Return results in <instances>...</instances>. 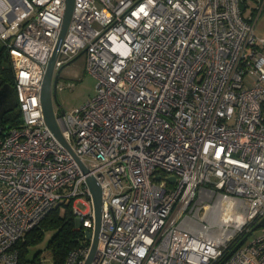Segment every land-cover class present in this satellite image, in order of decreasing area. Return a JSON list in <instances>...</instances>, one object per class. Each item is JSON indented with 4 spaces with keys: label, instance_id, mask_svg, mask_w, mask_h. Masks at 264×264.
Segmentation results:
<instances>
[{
    "label": "built area",
    "instance_id": "1",
    "mask_svg": "<svg viewBox=\"0 0 264 264\" xmlns=\"http://www.w3.org/2000/svg\"><path fill=\"white\" fill-rule=\"evenodd\" d=\"M65 2L0 0L20 120L0 126V264L57 205L92 231L87 177L102 200L90 264H264V229L224 258L264 228V0L246 18L243 0H73L53 72L83 53L96 90L54 113L68 147L40 102ZM87 241L65 264H84Z\"/></svg>",
    "mask_w": 264,
    "mask_h": 264
},
{
    "label": "trees",
    "instance_id": "2",
    "mask_svg": "<svg viewBox=\"0 0 264 264\" xmlns=\"http://www.w3.org/2000/svg\"><path fill=\"white\" fill-rule=\"evenodd\" d=\"M13 71L5 48L0 46V83L6 84L13 89ZM20 122L19 114L13 110L0 117V126H16ZM250 230L259 227L258 222L250 224ZM45 230L52 231V236L47 242L53 264H65L67 255L76 248L82 241L88 243L85 229L77 226L76 217L73 213L72 201L67 204H60L48 212V214L30 231L22 241L16 243L15 247L19 252V264L27 262L24 252L29 244L35 243L40 239ZM249 233H244L231 243L226 258L232 251L244 244ZM37 256L29 262H35ZM46 264V263H45Z\"/></svg>",
    "mask_w": 264,
    "mask_h": 264
},
{
    "label": "rangeland",
    "instance_id": "3",
    "mask_svg": "<svg viewBox=\"0 0 264 264\" xmlns=\"http://www.w3.org/2000/svg\"><path fill=\"white\" fill-rule=\"evenodd\" d=\"M255 7V0H243L241 3V9L244 17L250 15L251 9ZM262 23V19L259 18L255 26L256 34L264 35L260 33L259 29ZM95 28L98 25L94 24ZM86 56L85 54H79L74 57L69 63L64 64L61 68L56 69L53 72V80L57 76V85L71 83V86L62 90L52 88V107L53 112L58 113L61 111L69 112L73 109L83 106L91 97L95 95L96 79L86 73L85 71ZM14 113H18V109L13 110ZM76 207L80 211H85L86 207L82 203H77ZM262 227L254 229L245 240V245L251 242L255 237L259 236L262 232ZM52 236V231L45 230L42 237L35 243L29 244L24 252L25 260L32 261L36 256L38 259H43L46 264H53L52 257L47 249V242Z\"/></svg>",
    "mask_w": 264,
    "mask_h": 264
},
{
    "label": "water",
    "instance_id": "4",
    "mask_svg": "<svg viewBox=\"0 0 264 264\" xmlns=\"http://www.w3.org/2000/svg\"><path fill=\"white\" fill-rule=\"evenodd\" d=\"M72 9H73V0H66L62 26L53 53L45 70V74L42 81L41 94H40V102H41L42 113L45 124L50 130V132L55 136V138H57L66 147L68 146L66 145L65 141L61 136L59 127L54 117V112L52 107V88L55 87L57 76L55 77V80L53 82L52 80H53L54 63L57 58L60 46L62 44L66 32L71 17ZM80 166L83 173L86 174V169L84 168V166L82 164H80ZM168 180L171 182L174 181L173 178H169ZM86 181L91 191V198H92L93 211H94V225L92 231L85 232L86 239L90 241V247L84 264H90L91 261L93 260L98 243L102 200H101V188L97 183V181L93 177H87ZM260 225H264V220L261 221Z\"/></svg>",
    "mask_w": 264,
    "mask_h": 264
},
{
    "label": "flooded vegetation",
    "instance_id": "5",
    "mask_svg": "<svg viewBox=\"0 0 264 264\" xmlns=\"http://www.w3.org/2000/svg\"><path fill=\"white\" fill-rule=\"evenodd\" d=\"M0 95L2 96V99H0V116H3L10 110H15L16 106L14 94L10 86L0 83Z\"/></svg>",
    "mask_w": 264,
    "mask_h": 264
},
{
    "label": "crops",
    "instance_id": "6",
    "mask_svg": "<svg viewBox=\"0 0 264 264\" xmlns=\"http://www.w3.org/2000/svg\"><path fill=\"white\" fill-rule=\"evenodd\" d=\"M259 18H261L262 19V23H261V26H260V33H264V8H262V10H261V12H260V14H259V16H258V18H257V21L259 20ZM257 21L255 22V26H256V24H257ZM255 29V28H254ZM258 35H260V34H258ZM260 36H264V35H260ZM9 111V110H8ZM11 111V110H10Z\"/></svg>",
    "mask_w": 264,
    "mask_h": 264
}]
</instances>
